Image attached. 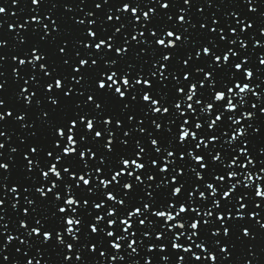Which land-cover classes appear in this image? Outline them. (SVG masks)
I'll return each mask as SVG.
<instances>
[{
    "label": "snow or ice",
    "instance_id": "obj_1",
    "mask_svg": "<svg viewBox=\"0 0 264 264\" xmlns=\"http://www.w3.org/2000/svg\"><path fill=\"white\" fill-rule=\"evenodd\" d=\"M0 264H264V0H0Z\"/></svg>",
    "mask_w": 264,
    "mask_h": 264
}]
</instances>
